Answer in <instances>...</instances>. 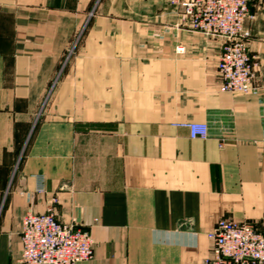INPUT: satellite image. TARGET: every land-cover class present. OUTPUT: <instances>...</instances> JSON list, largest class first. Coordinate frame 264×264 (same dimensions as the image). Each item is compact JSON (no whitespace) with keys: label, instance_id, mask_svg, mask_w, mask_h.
I'll return each instance as SVG.
<instances>
[{"label":"crops","instance_id":"crops-1","mask_svg":"<svg viewBox=\"0 0 264 264\" xmlns=\"http://www.w3.org/2000/svg\"><path fill=\"white\" fill-rule=\"evenodd\" d=\"M94 2L0 0V264L52 198L93 240L77 264H200L220 219L264 235V0H248L246 93L220 89L221 40L167 0L87 19Z\"/></svg>","mask_w":264,"mask_h":264},{"label":"built area","instance_id":"built-area-1","mask_svg":"<svg viewBox=\"0 0 264 264\" xmlns=\"http://www.w3.org/2000/svg\"><path fill=\"white\" fill-rule=\"evenodd\" d=\"M183 17L188 30L221 40L217 71L220 89L229 93L254 90L251 38L245 27L248 0H167ZM98 2V0H96ZM190 139H206L203 123L178 124ZM56 198L45 213L27 212L21 221L19 264H77L93 257V240L84 229L60 223L54 214ZM210 255L200 264H264V235L248 222L220 219L208 233Z\"/></svg>","mask_w":264,"mask_h":264},{"label":"rangeland","instance_id":"rangeland-1","mask_svg":"<svg viewBox=\"0 0 264 264\" xmlns=\"http://www.w3.org/2000/svg\"><path fill=\"white\" fill-rule=\"evenodd\" d=\"M100 2H101V0H98V2H96V0H95L94 5H93V8H92V11H90V13L88 14V18L87 19H89L94 14L95 9H96L97 5ZM178 51H182V48H179Z\"/></svg>","mask_w":264,"mask_h":264}]
</instances>
